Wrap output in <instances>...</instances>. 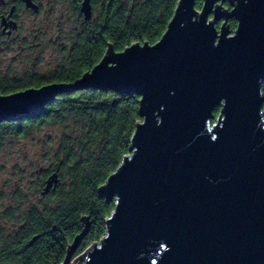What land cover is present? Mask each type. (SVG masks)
<instances>
[{"label":"water","instance_id":"95a60500","mask_svg":"<svg viewBox=\"0 0 264 264\" xmlns=\"http://www.w3.org/2000/svg\"><path fill=\"white\" fill-rule=\"evenodd\" d=\"M225 1L179 0L154 44L109 46L72 82L0 96V123L62 93L139 96L130 153L99 187L114 200L105 235L72 258L85 229L61 264H264V0ZM58 182L54 171L40 194Z\"/></svg>","mask_w":264,"mask_h":264},{"label":"trees","instance_id":"16d2710c","mask_svg":"<svg viewBox=\"0 0 264 264\" xmlns=\"http://www.w3.org/2000/svg\"><path fill=\"white\" fill-rule=\"evenodd\" d=\"M178 1L126 0L106 8L92 32L78 40L76 53L45 80L74 81L97 64L109 46L118 52L134 43L154 44L164 33ZM201 2L196 0V9L201 8ZM223 4L232 8L228 0ZM227 24L232 33L237 20L230 18ZM45 80L24 82L37 86ZM261 93L264 98V79ZM138 107L139 96L134 94L81 90L57 95L39 116L0 123V146L6 138L26 137L33 128H65L57 147L43 155L49 164L35 170L30 190L41 188L54 171L59 176L57 187L39 205L20 188L10 197L9 235L0 230V264H61L75 236L85 229L72 258L105 235V221L114 209V200L106 202L99 187L130 153L131 137L141 120ZM219 111V107L213 110L211 123ZM69 128L74 133L67 132ZM35 235L39 237L28 245Z\"/></svg>","mask_w":264,"mask_h":264},{"label":"flooded vegetation","instance_id":"af4514ba","mask_svg":"<svg viewBox=\"0 0 264 264\" xmlns=\"http://www.w3.org/2000/svg\"><path fill=\"white\" fill-rule=\"evenodd\" d=\"M125 1L0 0V96L58 83L45 79L76 53L78 40L92 32L94 22L106 8ZM85 4L90 8L89 18L82 9ZM44 61L53 68L46 71ZM38 78L45 81L37 86L24 82ZM43 186L44 182L34 193L40 194ZM47 194H40V199ZM9 228L8 194L7 205L0 214V230L9 235Z\"/></svg>","mask_w":264,"mask_h":264},{"label":"rangeland","instance_id":"374dc122","mask_svg":"<svg viewBox=\"0 0 264 264\" xmlns=\"http://www.w3.org/2000/svg\"><path fill=\"white\" fill-rule=\"evenodd\" d=\"M222 5L224 7L223 2ZM42 64L46 71L53 68L45 61ZM64 130L63 125L43 126L33 128L24 138L9 137L4 140L3 146H0V214L7 205L8 194L10 201L17 188H20L35 205L42 200L38 192L30 190L34 173L40 166L45 167L49 164L43 155L57 147ZM67 132L74 133L72 128ZM78 261L80 257L73 259L71 264H78Z\"/></svg>","mask_w":264,"mask_h":264},{"label":"built area","instance_id":"2783aa9c","mask_svg":"<svg viewBox=\"0 0 264 264\" xmlns=\"http://www.w3.org/2000/svg\"><path fill=\"white\" fill-rule=\"evenodd\" d=\"M83 253V252H82Z\"/></svg>","mask_w":264,"mask_h":264}]
</instances>
